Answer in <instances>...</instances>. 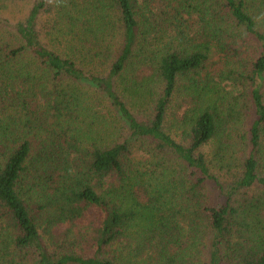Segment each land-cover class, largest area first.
Returning <instances> with one entry per match:
<instances>
[{"label": "trees", "instance_id": "16d2710c", "mask_svg": "<svg viewBox=\"0 0 264 264\" xmlns=\"http://www.w3.org/2000/svg\"><path fill=\"white\" fill-rule=\"evenodd\" d=\"M50 2L15 24L0 16V264H264V202L240 194L264 190V0H142L150 19L139 0H57L45 38ZM162 21L178 49L146 43L150 30L170 31ZM215 77L252 101L231 184L239 122ZM81 85L119 117L123 142L80 139V123H99ZM177 102L182 141L166 129ZM132 140L146 159L131 160ZM60 224L74 239H54Z\"/></svg>", "mask_w": 264, "mask_h": 264}, {"label": "rangeland", "instance_id": "374dc122", "mask_svg": "<svg viewBox=\"0 0 264 264\" xmlns=\"http://www.w3.org/2000/svg\"><path fill=\"white\" fill-rule=\"evenodd\" d=\"M38 0H0V16H2L4 19H6L9 24H15L17 22L23 21L29 14V11L33 7L34 4H36ZM57 0H51L50 5L52 9L50 11L46 10L41 13L39 17V28L42 29L43 34L45 38L47 37L46 34L48 32L52 33L51 25L52 22L56 21V12L58 10V7H55ZM61 1V0H60ZM80 2V0H78ZM175 4V3H174ZM138 5L140 6L141 13L143 14L144 19H150V12L146 8L145 4L142 2V0H139ZM157 5L151 7L152 13L157 12ZM144 19L139 16V21L142 24H145ZM172 19V18H171ZM196 19V18H193ZM162 24L164 27L169 29L170 31H164L162 34L156 35L152 30H150L149 33V40L146 41L147 44H151L152 46L162 48L165 44L169 43L170 41H174L172 48L178 49L180 47V39L176 40L177 38V29L172 24V21L164 22L162 21ZM195 26H191L186 32L189 33L190 36H193L194 39L197 38L195 36V31L199 30V24L194 23ZM155 28V27H154ZM189 35H186L189 38ZM220 38V36H219ZM248 43L250 40L246 38ZM239 41V39H237ZM251 44V43H250ZM190 46V45H189ZM246 49L245 57L254 58V52L256 50L254 45H248L244 46ZM218 58L216 54L213 55L211 62L217 61ZM216 64V63H215ZM211 74L213 75L214 72L212 71ZM140 76V74H138ZM214 76V75H213ZM215 77L214 81L219 84L220 89L225 90V93H222L223 96L227 95V100L233 103V106H235V113L237 118V124L236 127V134L232 141V145L234 151L232 153L235 155V159L233 162V165H235L232 168V173L235 174L234 178L227 177V181H223V183L231 184L234 179L239 176L240 171L238 170L239 162L241 157L243 155H246L247 153V115L251 113L252 111V101L249 96V90H247L246 86H241L238 83L233 84L231 80L223 79L222 77ZM78 89H80V92L83 93L84 97L89 100L90 105H93V110L99 117V123L95 126L91 125L89 120L85 121V124L80 123L77 127L78 135L80 139L83 138L84 141H87L90 137L95 136L99 134L104 139H108V141H114V142H123L128 136L129 133L126 130V128L123 126V124L119 121V117L117 118V115L113 114L109 108L107 103L97 96L94 95L93 89H91L88 86H79ZM180 89L182 90V84L180 85ZM225 103L226 100H225ZM185 105V104H183ZM182 107H180V103H173L172 107L167 112V122H166V129L171 133L173 138L177 141H182V136L176 131V128L172 126L173 120L177 117H180V113L182 112ZM89 112L86 114L89 116H93V111L90 108H87ZM253 112V111H252ZM243 120V121H242ZM104 121L107 123V127L105 128ZM236 124V125H237ZM86 139V140H85ZM132 152L130 155V158L132 161L138 162L146 159V154L142 148H140V144L138 142L132 140ZM215 147V143L211 142L208 146H206L203 149V153H205L209 158L212 156L213 150ZM229 157V154H227ZM231 161V160H230ZM233 174V175H234ZM258 175L264 176V162L260 164L258 168ZM206 195H211L212 191L210 190H204ZM242 193V197L249 198V199H256L259 198L262 202H264V190L261 187L254 186L250 190L240 192ZM28 194L31 197V201L33 202H41L39 201V194L36 191H28ZM244 194V195H243ZM30 200V199H29ZM34 206H36L34 204ZM33 207V206H32ZM261 218L264 225V208L262 209ZM92 221V218L87 215L86 218V224H90ZM264 229V226H262ZM67 231L72 232L73 229L69 228L66 224H60L57 227H53L52 231L54 235V239H65L64 236L68 235V239H74L72 235H69ZM46 236V235H45ZM48 239V236H46ZM202 242V241H201ZM206 242V241H205Z\"/></svg>", "mask_w": 264, "mask_h": 264}]
</instances>
